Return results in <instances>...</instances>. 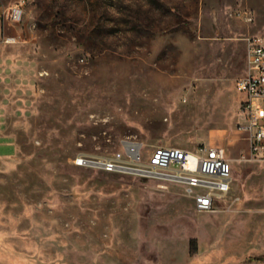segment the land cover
<instances>
[{"label":"rangeland","instance_id":"1","mask_svg":"<svg viewBox=\"0 0 264 264\" xmlns=\"http://www.w3.org/2000/svg\"><path fill=\"white\" fill-rule=\"evenodd\" d=\"M17 0H0L6 7ZM0 42V264H264V164L235 82L264 0H25ZM223 146L231 192L197 212L181 186L77 167L123 138ZM14 154V153H13Z\"/></svg>","mask_w":264,"mask_h":264},{"label":"built area","instance_id":"2","mask_svg":"<svg viewBox=\"0 0 264 264\" xmlns=\"http://www.w3.org/2000/svg\"><path fill=\"white\" fill-rule=\"evenodd\" d=\"M25 0L0 7V42L15 44L18 36L5 33L23 20ZM241 95L243 121L238 132L248 144V160L264 164V36L247 44V67L235 82ZM77 167L117 175L148 178L181 186L197 212L211 213L225 201L232 188L234 158L223 146L200 144L191 150L169 146L148 147L135 138H123L106 153H78Z\"/></svg>","mask_w":264,"mask_h":264},{"label":"crops","instance_id":"3","mask_svg":"<svg viewBox=\"0 0 264 264\" xmlns=\"http://www.w3.org/2000/svg\"><path fill=\"white\" fill-rule=\"evenodd\" d=\"M1 31V30H0ZM5 33L8 35H15L18 36L20 35V32L18 30V27L15 28H8L7 26L5 27ZM7 45H12V44H7ZM0 144H3V147L7 150V151H11L14 150V154L11 152H5L4 155H2L1 157L7 158V157H12L15 155L16 151H17V143L16 140L10 136L9 133H7L6 129L1 128L0 127Z\"/></svg>","mask_w":264,"mask_h":264}]
</instances>
